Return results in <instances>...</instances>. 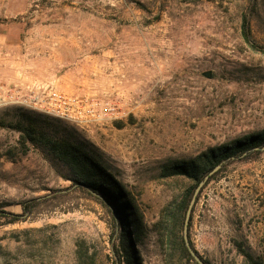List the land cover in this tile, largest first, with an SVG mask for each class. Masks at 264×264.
Listing matches in <instances>:
<instances>
[{
    "label": "rangeland",
    "instance_id": "obj_1",
    "mask_svg": "<svg viewBox=\"0 0 264 264\" xmlns=\"http://www.w3.org/2000/svg\"><path fill=\"white\" fill-rule=\"evenodd\" d=\"M246 13L264 45V0H0V83L110 107L99 119L36 111L101 155L154 231L193 185L162 178L165 167L264 130V54L242 37ZM15 109H0V210L21 213V203L71 182L50 155L23 152L9 125ZM249 154L220 164L195 205L191 240L210 264H247V255L264 262V147ZM111 223L107 208L79 191L26 221L1 218L0 264H74L78 239L110 264ZM153 234L143 258L163 264Z\"/></svg>",
    "mask_w": 264,
    "mask_h": 264
},
{
    "label": "trees",
    "instance_id": "obj_2",
    "mask_svg": "<svg viewBox=\"0 0 264 264\" xmlns=\"http://www.w3.org/2000/svg\"><path fill=\"white\" fill-rule=\"evenodd\" d=\"M250 16L251 13L242 16V37L254 51L264 54V45L253 37ZM15 108H17L16 120L9 125L19 133L18 144L23 148V152L27 154L32 147L50 155L54 165L67 170L64 178L69 180L71 185L53 195L21 203V213L0 210V219H6L7 224L26 221L41 205L73 192H84L105 206L111 215L112 256L107 258L110 264H145L141 246L145 237L151 236L152 232L158 238L163 264H199L190 253L184 239L186 213L196 189L206 177L208 179L204 186L216 178L225 166L222 165L213 175L210 173L224 161L236 157L247 158L251 155L249 154L251 150L264 147L263 130L258 134L236 140L230 145L209 149L189 161L177 162L165 167L161 173L162 178L185 179L193 185L186 186L173 197L162 213V218L152 227L154 231H150L135 199L117 180L99 153L91 149L72 130L64 129L57 118L43 115L36 110L24 109L23 106H15ZM200 196L201 191L195 205ZM195 205L189 223V240L196 253L210 264L196 250L191 240ZM246 259L247 264H264L263 260L251 255H247ZM74 264H106V261L87 240L78 239L75 242Z\"/></svg>",
    "mask_w": 264,
    "mask_h": 264
},
{
    "label": "built area",
    "instance_id": "obj_3",
    "mask_svg": "<svg viewBox=\"0 0 264 264\" xmlns=\"http://www.w3.org/2000/svg\"><path fill=\"white\" fill-rule=\"evenodd\" d=\"M9 106H23L66 119L83 117L102 118L111 113L106 106L97 110L96 104H85L82 99L68 96L56 89H22L0 83V109Z\"/></svg>",
    "mask_w": 264,
    "mask_h": 264
},
{
    "label": "water",
    "instance_id": "obj_4",
    "mask_svg": "<svg viewBox=\"0 0 264 264\" xmlns=\"http://www.w3.org/2000/svg\"><path fill=\"white\" fill-rule=\"evenodd\" d=\"M205 76L208 77V78H211L212 74H211V72H206ZM220 168H221L220 165L217 166L210 173V175H213L214 173H216ZM207 179H208V177L205 178V181ZM205 181L200 183L199 187L196 189L195 196H194L193 200L191 201L190 206H189V208L187 210L185 223H184V239H185L186 245H187L190 253L192 254V256L195 258V260L199 264H207V263L196 253V251L191 246V243H190V240H189V223H190V218H191L193 207H194V205L196 203V198H197L198 194L200 193V191L202 190V187H204Z\"/></svg>",
    "mask_w": 264,
    "mask_h": 264
}]
</instances>
